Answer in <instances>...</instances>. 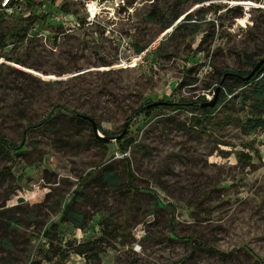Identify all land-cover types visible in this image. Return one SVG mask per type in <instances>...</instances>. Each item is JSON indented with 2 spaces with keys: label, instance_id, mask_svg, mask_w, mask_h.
<instances>
[{
  "label": "rangeland",
  "instance_id": "374dc122",
  "mask_svg": "<svg viewBox=\"0 0 264 264\" xmlns=\"http://www.w3.org/2000/svg\"><path fill=\"white\" fill-rule=\"evenodd\" d=\"M125 1L92 23L78 0L0 9L6 140L19 143L27 123L54 105L65 116L63 107L91 115L113 134L126 125L121 140L132 139L125 153L116 140L102 147L88 127L61 116L50 130L27 132L16 156L0 157V264H264V129H242L264 114V105L245 99L252 84L238 87L239 97L214 109L202 129L196 110L133 113L159 100H210L221 71L250 70L244 55L264 56V0ZM187 80L193 84L179 87ZM255 83L264 85V72ZM125 155L135 191L125 189ZM104 162L121 181L110 187L91 177L75 204L85 227L62 220L81 178Z\"/></svg>",
  "mask_w": 264,
  "mask_h": 264
},
{
  "label": "trees",
  "instance_id": "16d2710c",
  "mask_svg": "<svg viewBox=\"0 0 264 264\" xmlns=\"http://www.w3.org/2000/svg\"><path fill=\"white\" fill-rule=\"evenodd\" d=\"M20 1L30 2L31 0H17L14 2L18 3ZM207 1H210V0H207ZM12 5H13V2H10L9 6H12ZM0 9L5 10L1 7V0H0ZM232 10L235 16H238L241 14V10L238 7H234L232 8ZM158 12L159 11L155 9L153 12V15H151V18L158 16ZM180 14L181 13L179 11H175L171 19L167 22L166 28L170 27ZM192 16L193 15L190 12L186 13V15L184 16V22L192 19ZM6 36L7 34L0 35V43H2L5 40ZM244 57L248 58L247 62L252 64V68L257 63L258 60L264 58V56H262L260 59L254 61V59L249 54L244 55ZM16 62L19 64L22 63L21 60H16ZM250 70L244 71L240 69H237V70L225 69L221 71L219 76L216 78L217 85L214 87V92L216 88L218 87L217 100L215 104L211 107L201 106L202 103L207 101L204 97L196 98V99H192V98L184 99L183 98V99L177 100L176 102H169L167 104H164V107H172L174 109L176 108L184 109L189 112H195V110L198 111L199 115L203 116V119L198 118L197 120H195V122H196V125L202 129L204 127V122L202 120H206L214 109L220 106L225 107L227 103L229 102L230 98L237 99L239 95L235 93V90L242 85L252 84V88L250 91H246V90L243 91L245 95H248V97H245V99L248 100L252 98L254 100V105L263 106L264 105V85H260L259 83H255V84L253 83L255 82V79L261 73L264 72V62L260 65L258 70H256L249 79H241V77L246 76L250 72ZM185 84L191 85L193 84V82L192 80L182 81L179 83V87ZM251 93H253V96H250ZM54 106L56 107L55 112H49L43 119H41L38 122H33V123L28 122L27 123L26 127H24L21 131V140L19 143L8 141L4 138L3 135L0 134V157L10 159L11 157L16 156L19 153L18 150L24 146L27 132L35 130V129L50 130V128L57 126L58 118H60L61 116L67 117V121H70L72 123L74 122L75 125L78 123H81L82 125L88 127V130H89L88 139L99 146L106 147V143L102 142L101 140H98L93 133L92 125H91V119L95 121L93 116L80 113L75 110H69L63 107L65 111L67 112L66 114L67 116H65V114H63L58 108L60 107L59 105L58 106L54 105ZM162 106L163 105H159V107H162ZM153 107H156V106H153ZM147 111L148 109L146 106H140L137 110H134L133 113L134 114L138 112L147 113ZM96 124L100 132L106 135L113 134V132H108V130H105L104 128H102L98 122H96ZM257 128L264 129V114L262 113H254L249 118H247L242 124V129L247 134L253 133ZM61 129L62 128H58V130L60 131V134L65 135V133H63ZM65 141H66L65 142L66 144L70 142V140H65ZM116 141L118 142L117 143L118 149L122 153H125L127 148L130 146L132 139L130 140L126 139L124 142L121 139H118ZM36 143L37 142H33V145L36 146ZM242 154H240L239 160ZM122 161L124 163L122 170L125 174V181H124L125 189L129 192L135 191L137 189V186L134 182L135 174H134L133 168L130 165L129 158L125 155L122 157ZM112 163L113 162H104L102 164V167L98 171L90 170L86 172V174H84V176L81 178L80 182L78 183L77 187L72 191V197L70 198L69 202L65 205L61 213L62 220L68 221L78 228L85 227L84 218L81 212L77 208H75L76 202L85 196L82 186L87 184V181L91 177L97 180H100L101 182L105 183L106 185L110 187L116 186L121 181V178L116 172L113 171ZM29 218H31V220L34 221L32 219L33 216H29ZM10 223L12 222L8 221L7 225L10 226ZM109 225H111L112 228H110V230H112L114 228V226H112L113 224L109 223ZM110 230H106V233L110 234ZM75 251L76 253L81 254V255L82 254L84 255L85 253V251L80 248H77ZM217 253L222 254L221 252H218V251Z\"/></svg>",
  "mask_w": 264,
  "mask_h": 264
},
{
  "label": "built area",
  "instance_id": "2783aa9c",
  "mask_svg": "<svg viewBox=\"0 0 264 264\" xmlns=\"http://www.w3.org/2000/svg\"><path fill=\"white\" fill-rule=\"evenodd\" d=\"M17 0H1V7L3 9H9V3L14 2ZM84 5V8L86 12L88 13L87 20L89 23H92L96 16L100 13H102L104 10H106L109 15H114L116 13H119L121 8L126 7L127 8V1L125 0H78ZM109 3L110 5H106ZM90 4H95L97 7L96 13L91 14L90 12Z\"/></svg>",
  "mask_w": 264,
  "mask_h": 264
},
{
  "label": "water",
  "instance_id": "95a60500",
  "mask_svg": "<svg viewBox=\"0 0 264 264\" xmlns=\"http://www.w3.org/2000/svg\"><path fill=\"white\" fill-rule=\"evenodd\" d=\"M263 62H264V58L258 60L257 63L250 70V72L246 76H242L241 79H249L254 74V72L256 70H258V68L260 67V65ZM217 93H218V87L216 88V90L214 92L213 98L205 101L204 103L201 104V106H210V107L213 106L217 100ZM164 104H167V102L163 101V100H159V101H154V102L147 104L146 107L149 108V107L159 106V105H164ZM91 125H92V130H93L95 137L104 143H107V142L112 141V140L121 139L126 132V125L123 127V129L120 133L110 134V135H106V134L100 132L96 122L93 119H91Z\"/></svg>",
  "mask_w": 264,
  "mask_h": 264
},
{
  "label": "bare ground",
  "instance_id": "6f19581e",
  "mask_svg": "<svg viewBox=\"0 0 264 264\" xmlns=\"http://www.w3.org/2000/svg\"><path fill=\"white\" fill-rule=\"evenodd\" d=\"M89 9H90L91 14H94L96 13L97 7L95 6V4H90Z\"/></svg>",
  "mask_w": 264,
  "mask_h": 264
}]
</instances>
